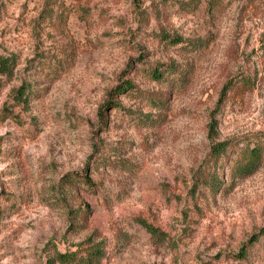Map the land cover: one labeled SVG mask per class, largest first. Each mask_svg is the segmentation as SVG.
I'll use <instances>...</instances> for the list:
<instances>
[{"label": "rangeland", "instance_id": "obj_1", "mask_svg": "<svg viewBox=\"0 0 264 264\" xmlns=\"http://www.w3.org/2000/svg\"><path fill=\"white\" fill-rule=\"evenodd\" d=\"M58 253L264 264V0H0V264Z\"/></svg>", "mask_w": 264, "mask_h": 264}, {"label": "trees", "instance_id": "obj_2", "mask_svg": "<svg viewBox=\"0 0 264 264\" xmlns=\"http://www.w3.org/2000/svg\"><path fill=\"white\" fill-rule=\"evenodd\" d=\"M163 38L165 39V41H170L174 45L184 42V39L179 37V36L171 37V36L166 34V35H163ZM152 77L156 80H160L164 77V73H162L161 70L155 69L152 71ZM133 89H134V84L131 81H129V80L124 81L120 87L113 89L109 93V96H110L109 104L113 102V100L111 98L119 96V95H123L124 93H127L128 91H131ZM16 100H17L16 103L22 102V89L17 91ZM113 105L115 108L119 106V104L114 103V102H113ZM100 118H101L100 119L101 122H103L104 112H100ZM225 149H226L225 143L217 144L213 148V154L216 156H220V154L222 152H224ZM86 181L88 184H90V185L92 184L90 178H86ZM141 224L147 229L148 232L151 233V235L154 239H156V240L162 239V237L158 233L157 229L153 228L151 225H148L146 222L141 221ZM256 240H257V238L254 239V241H256ZM245 253H246V250L245 249L242 250V254H245ZM91 255L94 256L95 258H102L103 251L98 248L95 251H93ZM56 257L63 264H79V263H81L80 261L77 262V256L75 254L66 255V254L58 253ZM92 261H93L92 258H90L87 260V263L89 264ZM83 262H85V261H83Z\"/></svg>", "mask_w": 264, "mask_h": 264}]
</instances>
